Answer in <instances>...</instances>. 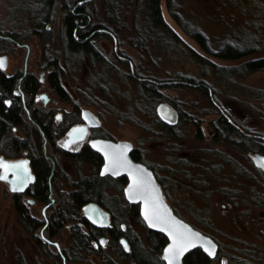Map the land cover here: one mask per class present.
<instances>
[{
	"label": "rangeland",
	"instance_id": "rangeland-1",
	"mask_svg": "<svg viewBox=\"0 0 264 264\" xmlns=\"http://www.w3.org/2000/svg\"><path fill=\"white\" fill-rule=\"evenodd\" d=\"M63 1L68 5L76 2L56 0L50 20H45V9H32L38 4L40 8L41 0H0V34L14 33L16 38L11 37L21 43L18 45L12 40L9 51L0 49V55L10 56L8 72L22 71L27 66L28 71L39 76L42 69L38 65L56 55L61 56L60 5ZM119 2L118 28L110 21L104 0L84 2L95 14L92 22H101L104 24L101 27L110 32L100 31L93 37L109 65L93 64L84 54L70 63L61 57L62 83L72 99H60L47 83L40 88L51 96L48 106H56L54 119L58 113H63V121L73 119L74 103L80 104L81 109L91 110L101 122L100 132L132 141L143 149L145 161L163 179L170 203L182 217L196 221L199 228L214 236L221 248V256L228 264L233 261L264 264V164L258 161L254 151H241L214 141L211 124L219 116L217 111L221 110L242 127L264 134V100L254 97L253 91L264 90V71L238 78L235 82L226 81L215 74L212 64L231 65L240 60L207 54L173 17L165 0H162L161 11L179 40L176 44H171L168 37L157 35L158 31L150 27L142 9L138 10L136 0ZM180 3L186 18L199 25L213 41H230L247 32H264V0H180ZM40 18L44 21L41 25L49 33L41 35L36 30ZM137 24L148 34L141 33ZM47 34L49 38H44ZM189 49L201 54L205 62L192 58ZM134 69L162 84H174L181 75L193 76L203 84H211L212 100L194 86H163L160 91L165 100L141 103L130 77ZM54 99L58 100L57 104L53 103ZM160 102H169L178 110L176 133L180 137L157 133L154 115L143 112L146 106L158 115ZM39 103L46 112L42 102ZM24 116L30 121L27 112ZM196 121L200 123L202 137L197 135ZM17 133L24 134L20 127ZM44 143V151L48 152V143L45 140ZM57 160L73 180L94 173L91 165L71 160L61 152L57 154ZM61 188L71 189L66 184ZM52 197L56 203V194ZM43 204H28L29 213L40 222L44 218L41 214ZM47 212H51L50 207ZM130 224L146 244L147 227L140 221ZM41 228L35 229L34 233L26 229L7 183L0 180V264H21L20 260L24 264H64L55 244L49 243L46 249L37 245L35 236H42ZM43 233L49 235L47 229ZM69 238V228L65 225L51 239L64 250L69 245ZM108 250L116 264H131L116 247ZM79 262L66 260L67 264H94L92 256ZM215 264H221L220 258Z\"/></svg>",
	"mask_w": 264,
	"mask_h": 264
},
{
	"label": "trees",
	"instance_id": "trees-1",
	"mask_svg": "<svg viewBox=\"0 0 264 264\" xmlns=\"http://www.w3.org/2000/svg\"><path fill=\"white\" fill-rule=\"evenodd\" d=\"M78 1L79 0H76L74 5H68L63 1L60 5L62 10L60 33L62 51H60L61 56L56 55L50 62V65L53 67V70L49 75L50 81L54 90L65 100H71L72 97L62 83L64 68L60 62L61 57L66 58L70 63L74 58L78 57L76 55L84 54L93 64L109 65L108 60L97 45L95 38L93 39L95 34L90 36L91 32L104 26V24L101 22L93 23L92 19L95 18V14L89 11L88 6L84 2L78 4ZM136 1L138 10L142 9L146 21L149 22L150 27L156 28L159 37H168L171 44L178 43L177 41L179 40L177 36L169 28L163 18L161 11L162 0ZM41 2L40 8H38V4L37 8L35 7L32 9L34 11L42 8L45 9L47 13L44 16V19L50 20V13L55 7V4H57L56 0H45L46 6L44 7V0H41ZM165 3L173 17L182 25L184 30L200 44L201 48L207 54L228 60H240L238 63L231 65H218L213 63L212 65L216 75L226 81L235 82L238 78L246 77L255 72L264 71L263 31H259L258 33L247 32L244 36L230 41H213L199 25L192 23L186 18L181 9L180 0H165ZM104 6L106 7V12L110 21L115 23L117 28L120 27L118 11L119 8H121V4L119 0H104ZM28 7L31 8V6ZM41 22H44L42 18L37 20L36 30L41 32V35H44L43 33L46 34L48 31L43 28ZM136 26L141 33H147L138 24ZM39 29L42 31H39ZM48 35L49 34L44 38H49ZM8 36L16 38L14 33H9ZM11 42L12 40L10 41V38L0 37V49L3 51H9L11 49ZM188 53L196 61L200 63L205 62L204 57L193 49H189ZM258 53L261 54L253 58L245 59L249 55ZM130 77L134 83L136 91L138 92L141 103L147 104L162 100L163 96L160 89L163 86L172 88H178L179 86H194L201 89L210 101L212 100L210 96L212 94L211 84H203L197 81L193 76L181 75L177 78L174 84H162L150 80L142 73H139L137 69H134V72ZM23 83L26 91L33 97L39 87L38 78L33 74H28ZM15 84L16 82L14 78L8 77L6 73L0 70V110L3 113L0 133V136H2L0 139V153L7 156H19L27 152V155L32 158L33 167L37 174V179L33 184V194L38 199L47 201L49 184L54 188V193L56 194L57 199L56 203H53L52 205L49 218V236L52 238L58 235L66 224L71 225L69 245L68 248L64 250L68 261H86L88 257L96 255L101 258L103 263L111 262L109 255L102 246H99L98 248L95 247L94 242H99L101 232L94 228L85 219L82 213V208L87 202L99 200L97 191L99 189L98 184L101 183L103 179L100 178L96 172L94 175L80 176L78 179L73 180L64 172L57 160V154L59 152L65 153L74 161L90 162L96 171V166L101 159L100 154L88 145H86L80 153L70 154L63 152L62 148L57 143V138L65 132L66 125L79 119L80 104L74 103L75 107L71 114L74 118L63 121L60 124L55 123L51 112H45L40 108L30 109L31 117L35 122L30 119V121H27L24 116L26 109L20 98L16 97L12 100L9 107L6 106V102L13 96V88L15 87ZM253 91L254 97L264 100L263 89H255ZM143 112H148V114L150 113L154 115V124L157 128V133L159 131V134L171 138L180 137L176 133V125H169L163 122L156 114L155 110L145 106ZM217 112L219 116L211 121L214 141L233 146L241 151H258L264 153V134L253 133L246 127H242V125L236 123L229 114L222 112L221 110ZM182 118L183 117H181V119ZM186 120L189 121L193 119L186 118ZM195 124L198 128L197 135L202 137L200 123L196 121ZM13 126L20 127L25 137H18L17 132L13 130ZM45 139H47L49 147L47 153L56 161V166L51 177L52 162L46 157L44 152ZM135 156L138 159H142V156H144L143 149L138 147L135 150ZM62 184L70 186L71 189L61 190ZM14 205L19 212L20 221L27 230L34 233L35 229L41 227L42 222L35 218H31L22 202L16 196L14 198ZM106 208L112 212L113 218H116L115 223L117 226L129 216L135 219H141L140 207L138 204H129L125 207L106 206ZM79 221L85 223L88 229L87 232L80 227V224L78 223ZM35 241L38 246L44 249L49 245L47 242H44L40 236H35ZM165 241L166 238L164 234L151 230L148 232V244L145 248H137L136 246H133L132 252L121 253L126 259L134 257L136 260L135 264H161L159 253L161 252ZM110 242L112 245L116 244L120 246L118 233L112 234ZM20 261L21 264H24L23 260ZM185 261L187 264H215L214 260L205 254L200 248H194V250L189 252L185 257Z\"/></svg>",
	"mask_w": 264,
	"mask_h": 264
},
{
	"label": "flooded vegetation",
	"instance_id": "flooded-vegetation-1",
	"mask_svg": "<svg viewBox=\"0 0 264 264\" xmlns=\"http://www.w3.org/2000/svg\"><path fill=\"white\" fill-rule=\"evenodd\" d=\"M85 1L86 0H79L78 1V4H81V3L85 2ZM100 31L108 32L105 28L99 27L95 31L91 32L90 36L93 35V34H95L96 32H100ZM108 33H110V32H108ZM0 37L10 38L16 44H18V45L21 44L19 41L13 39L12 37L4 36L2 34H0ZM25 46H27V45H25ZM3 55L7 56V59L5 60L6 67H3L2 66V67H0V70L3 71L4 73H6V75L8 77L14 78V80L16 82L15 87L13 88V96L10 98V100H8L6 102V106L9 107L11 105L12 100H14L16 97L17 98H20L21 101L24 104V107L26 109V112L28 113L29 119L31 121H33V122H35V121L31 117V113H30L31 110L30 109L40 108L41 106L39 105L40 104L39 101L42 102V104H41L42 107L44 106V109H47L46 112L49 111V112H51L53 114L54 113L53 112L54 111V108L56 106L55 105H52L51 107L48 106L49 103H50V101H51V96L47 92H44V91H41L40 90V88H42L45 85V83H47L49 85V87L51 88V90L54 91L60 99L65 100L63 97H61L60 94H58V92H56L54 90L53 85H52V83L50 81V78H49L50 72L53 70V67L50 65V62H51L52 59L47 60V62H45V64H43L41 66L38 65V67H40L42 69L40 71L39 76H38L35 72L28 71L27 70V66H25V69L22 70V71H19L18 70V71H15V72H8L7 70L9 68V59H10V56L8 54H1L0 56H3ZM76 56H80V55H76ZM28 74L35 75V77H37L38 78V81H39L38 90L34 93L33 97L24 88V83L23 82H24L25 77ZM57 102H58L57 99H54L53 100V103L54 104H57ZM40 109L43 110V108H40ZM83 110H85V109H81L80 108V116H79V119H77L76 121H73L71 123H68L66 125L65 132L61 136L58 137L57 143L62 148L63 152H67V153H70V154H72V153L73 154L80 153L81 150L86 145H88L93 150H95L90 145V141L92 139L102 138V139L119 140V139L113 137L112 135L106 134L104 132H100L101 131V122H100V120L97 119L98 120L97 124H92V125L89 124L83 118V114H82V111ZM62 114L63 113H58V114L55 115L56 118L54 119V121H55L56 124H60V123L63 122V120H62ZM2 117H3V113L0 110V133H1V127H2V121H3V118ZM83 125H86L87 126V134L85 135V137L83 139H76L74 141L69 142V140L67 139L68 138V132L73 127L83 126ZM13 130L17 132L18 127L17 126H13ZM17 136L20 137V138H24L25 137L24 134L22 135V134H18V133H17ZM1 138H2V136H0V139ZM46 141H47V139H45V142ZM45 145H46V143H45ZM45 145H44V147H45ZM133 145H134V143H133ZM137 148H138V146L134 145V148H133V150L130 153L131 157L134 160L142 161L143 163H145L147 166H149L153 170V172H154V174H155V176L157 178V181H158V183L160 184V186H161V188L163 190L164 196H165L166 200L168 201V203L170 204V206L173 208L174 212L177 215H179L183 220H185L186 222L190 223L194 228H197L200 231H202L203 233H205V234L209 235L210 237H212L214 239V241L217 243V251H216V253H215L214 256H210L209 254L205 253L200 247H195V248H200L205 254H207L210 258H212L215 263H216V260H218L220 258V263L221 264H228L227 263L228 261L226 260V258H223L221 256V253H222L221 248L219 246L218 241L214 238V236L212 234L204 231L203 229L199 228L198 227V224L196 223V221H189V220L185 219L184 217H182L177 212V210L174 208V206L172 205V203H170L169 195L167 194L166 185L163 182V179L156 173L154 167L152 165L148 164L145 161V156H142V159L136 158V156H135V150ZM44 152H45L46 157L49 158L51 160V162H52V172L50 174V177H51V175L53 173V170H54V168L56 166V161L54 159H52L50 155H48L47 151H44ZM96 152H98V151H96ZM254 153H255L256 157L258 158V161L261 164H263V162L259 159L258 155L259 154H264V153H261V152H258V151H255ZM99 154L101 156V159H100L98 165L96 166V171H95V168L91 165L90 162H88V161H80V162L87 163V164L91 165L92 168H93V170H94V173L92 175H94L97 172L98 173L97 175L100 178L103 179V181H101V183L98 184L99 185V189L97 191H98V196H99L98 199L99 200H92V201H95V202L99 203L109 213L108 223L107 224H104V225L93 224V223H91L88 220V218L85 217L84 212H83V208H82V213H83L85 219L94 228L98 229V231L101 232V234L99 236V242H96V241L94 242L95 247L98 248L99 246H102V248L109 255V259L111 261L109 263H103V261L101 260V258L97 257L96 255H92V259L94 261V264H116L114 262V259L111 256V253L108 250L110 247H113V248L116 247L121 252H126V253L132 252L133 246H136L137 248H145V246H147V244H148V232L151 231L152 229H150L148 227L147 223L145 222V220H144V218L142 216H141V219H135V218H132L131 216H129L128 218H126V220L121 221L119 223V226H117V224L115 223L116 218H113L112 212L108 208H106V206H124L125 207V206H127L129 204H138L139 207H140V204L139 203L130 202L126 198L125 188H126L128 182H129V178H128V175L127 174L112 175L110 173H102V166L105 163V159L101 155V153H99ZM63 155L66 156L67 158H69L65 153H63ZM20 158H27L29 160V167L31 169V172L34 174L33 181L29 182L28 185L24 189H20V190H16V191H12L9 188V182L4 181V180H2V181L5 182V183H7L8 188H9V190L12 193L13 203H14V198L16 196L22 202V204L24 205V208L27 210V212H28V214L30 215L31 218H37V217H34L31 213H29V209H28V207H30L29 205H35L37 202L44 203L43 206H42V209H41V214H42V216H44V218L42 220V225H41V227H42L41 228V233H42L41 234L42 235L41 237L43 238L44 242H47L48 244L49 243H52V244H55L56 245V248L58 249L59 255L64 260V264H67L66 263L67 258H66V255L64 253V250L67 249L68 247L65 248L64 250H62V248L60 247V245L59 244H56L57 243L56 240L51 239V237L49 235H44V233H43V230H45V229H47L49 231V227L48 226H49V223H50V219L49 218H50L51 212L48 214L47 209L50 207V209L52 210V205H53L54 200H55L52 197L53 196V193H54V188H52V185L49 184V194L47 196V201L38 199L33 194L34 193V191H33V184L35 183V181L37 179V174H36V172L34 170V167H33L32 158L29 155H27V152H25L23 155H19V156H7V155H5L3 153H0V161L2 159H5V160H16V159H20ZM3 168H4V166L0 164V173L3 171ZM85 175H82V176H85ZM89 176H91V175H89ZM62 186L64 187L65 184H62ZM61 190H66V189L61 188ZM89 202H91V201H89ZM89 202H87V203H89ZM139 221L143 225H145L147 227V243L146 244L143 243V241H142L141 237L139 236V234L137 233V231H135L132 228V225L130 224L131 222L132 223L133 222L135 223V222H139ZM78 223L80 224V227L84 231L87 232L88 229H87L85 223H83L82 221H79ZM66 225L69 228V237H70V227H71V225L70 224H66ZM117 227H119V228H117ZM152 231L155 232L156 230H152ZM156 232H159V231H156ZM116 233H118V235H119V245L120 246H118L116 244L115 245H112V243L110 242L111 237H112V234H116ZM159 233H162V232H159ZM162 234H164V233H162ZM164 236L166 238V241H165V243L162 246L161 252L159 253V258L161 259V264H167L165 262V260L163 259L162 254H163L164 248L166 247V245H167V243H168L169 240H168V237L165 234H164ZM122 239H125V243L122 241ZM106 248H108V249H106ZM192 250H194V248L191 249V250H189L188 252H186L185 255L183 256V262H184V264H187L186 261H185L186 255L189 252H191ZM128 260H130V263L131 264H135V262H136V260L134 259V257H131ZM157 264H160V263H157ZM232 264H251V263L246 262V261L237 263V262L233 261Z\"/></svg>",
	"mask_w": 264,
	"mask_h": 264
},
{
	"label": "water",
	"instance_id": "water-1",
	"mask_svg": "<svg viewBox=\"0 0 264 264\" xmlns=\"http://www.w3.org/2000/svg\"><path fill=\"white\" fill-rule=\"evenodd\" d=\"M6 59L7 56H0L3 67H6ZM157 113L161 120L169 125H176L178 122L179 112L169 102H160L157 106ZM82 114L89 124H97L98 120L91 110L85 109ZM86 134V125L76 126L68 132L67 139L69 142L83 139ZM90 145L105 159L102 173L128 175L129 182L125 188L126 198L130 202L140 204L141 216L150 229L162 232L168 237L169 241L162 254L167 264L170 262L171 264H184L183 256L195 247H200L209 254L205 249L214 246L216 253L217 243L212 237L194 228L174 212L166 200L153 170L142 161L134 160L131 157L130 153L134 148L131 141L98 138L92 139ZM258 157L264 164V154H259ZM0 164L4 166L0 173V177L3 178L0 179L9 182V188L12 191L24 189L34 179L27 158L2 159ZM83 212L93 224L108 223L109 213L95 201L85 204ZM122 241L125 243V239ZM185 248L187 250H183Z\"/></svg>",
	"mask_w": 264,
	"mask_h": 264
},
{
	"label": "snow or ice",
	"instance_id": "snow-or-ice-1",
	"mask_svg": "<svg viewBox=\"0 0 264 264\" xmlns=\"http://www.w3.org/2000/svg\"><path fill=\"white\" fill-rule=\"evenodd\" d=\"M2 66H3V61H0V67H2ZM262 166H264V165H262ZM5 167H7V166L5 165ZM0 178H3V177H0ZM183 250H187V249L185 248ZM205 250L209 252V255H215L214 246L212 248H210V249L209 248H206ZM170 264H171V262H170Z\"/></svg>",
	"mask_w": 264,
	"mask_h": 264
}]
</instances>
